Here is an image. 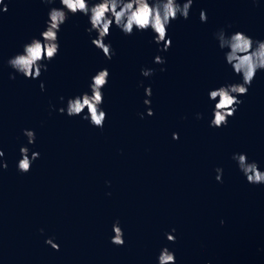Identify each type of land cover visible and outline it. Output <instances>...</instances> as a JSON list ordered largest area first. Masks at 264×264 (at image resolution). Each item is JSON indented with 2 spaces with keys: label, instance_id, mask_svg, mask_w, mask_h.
Returning <instances> with one entry per match:
<instances>
[{
  "label": "water",
  "instance_id": "95a60500",
  "mask_svg": "<svg viewBox=\"0 0 264 264\" xmlns=\"http://www.w3.org/2000/svg\"><path fill=\"white\" fill-rule=\"evenodd\" d=\"M5 3L0 159L8 167L0 168V264H158L164 247L176 264H264V184L248 183L232 159L244 153L264 171V71L224 127L209 126L215 102L208 98L210 90L241 80L215 33L242 31L264 40V0H193L188 19L169 25L166 52L151 30L126 36L113 25L105 40L111 60L92 45L97 33L86 32L88 17L69 14L59 54L45 61L48 70L38 79L16 73L7 61L40 38L59 0ZM201 10L207 22L200 21ZM157 55L164 64L154 63ZM103 68L110 73L103 128L60 114L69 98L90 92L91 77ZM141 69L154 73L144 77ZM25 129L35 132L34 144ZM21 147L29 157L40 154L27 173L17 168ZM218 167L222 182L215 179ZM116 220L123 246L111 243Z\"/></svg>",
  "mask_w": 264,
  "mask_h": 264
},
{
  "label": "clouds",
  "instance_id": "9594fccd",
  "mask_svg": "<svg viewBox=\"0 0 264 264\" xmlns=\"http://www.w3.org/2000/svg\"><path fill=\"white\" fill-rule=\"evenodd\" d=\"M43 3L53 4L55 0H42ZM60 7H52L48 11V19L45 21V29L40 33V38H32L30 42L23 45L20 53L10 57L7 61L16 73L23 75L27 79H38L42 72L48 70L45 63L51 62L56 58L60 51L59 33L61 26L66 23L69 14H82L88 17L90 27L86 28L89 34L95 32L96 37L91 40L92 45L101 50L104 57L112 59L114 51L111 43H105L106 38L111 34L110 30L115 25L120 31L131 36L134 31H148L154 33L153 42L162 45L159 51L166 52L172 44L168 37V27L173 20L183 18L188 19L193 0H59ZM8 12V5L5 0H0V13ZM200 21L207 22V15L204 10L200 12ZM218 47L224 51L226 63L232 68L235 75L241 77L239 82L221 85L208 92L210 101H214L212 119L210 127L221 128L228 124V119L235 115L238 106L243 103L239 97L248 94L249 87L255 79L258 71H264V40H253L252 37L242 31H235L230 34L224 29L215 33ZM154 63L164 64L163 57H154ZM165 69H161L164 71ZM154 69H141V75L149 77L153 75ZM110 73L107 68L98 70L91 77L89 84L90 92H84L67 100L66 107L58 109L60 114H67L69 117L81 116L94 127L103 128L107 118V113L101 108L104 102L103 89L108 84ZM15 79L14 76L10 77ZM43 91L44 84H40ZM145 95H152L151 87L145 88ZM64 100L63 97L60 98ZM144 104L150 106L151 100L145 99ZM87 109V113H85ZM83 114V115H82ZM147 115H154L151 107L147 109ZM143 118V114H141ZM197 118H202L201 114ZM29 144L35 143V132L25 129L23 133ZM174 140L179 139L178 133H173ZM21 159L18 161L17 168L22 173L31 170L33 161L39 158L38 152H32L29 157L27 147L20 148ZM4 157V151L0 149V158ZM232 159L237 162L239 170L244 174L250 184H264V171L259 169L257 162L248 161L244 153H234ZM8 165L0 159V168L7 169ZM217 175L215 179L222 182L223 169H215ZM223 223V221H221ZM43 231V230H41ZM114 235L111 243L123 246L124 232L120 227L119 220L112 225ZM175 232V229H172ZM169 242H175V236L166 233ZM45 243L54 250H59V245L52 238H48ZM158 264H176L175 253L169 248L161 249L158 257Z\"/></svg>",
  "mask_w": 264,
  "mask_h": 264
}]
</instances>
